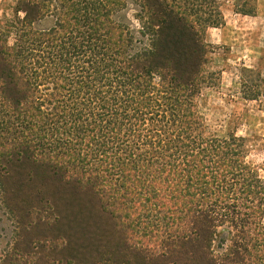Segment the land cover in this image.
<instances>
[{
    "label": "trees",
    "instance_id": "trees-1",
    "mask_svg": "<svg viewBox=\"0 0 264 264\" xmlns=\"http://www.w3.org/2000/svg\"><path fill=\"white\" fill-rule=\"evenodd\" d=\"M11 1L0 264H264V180L245 140L212 132L199 108L218 2ZM251 76L242 98L264 109Z\"/></svg>",
    "mask_w": 264,
    "mask_h": 264
},
{
    "label": "rangeland",
    "instance_id": "rangeland-1",
    "mask_svg": "<svg viewBox=\"0 0 264 264\" xmlns=\"http://www.w3.org/2000/svg\"><path fill=\"white\" fill-rule=\"evenodd\" d=\"M216 1L222 23L203 34L209 55L202 68L206 83L199 91L200 112L212 132L220 136L234 133L245 140L247 161L259 168L264 180V109L260 102L242 98V83L248 76L255 78L258 73L264 78V0ZM242 4H245L243 8ZM12 6L11 0H0V22L11 20ZM240 10L244 12H238ZM127 14L135 23L134 13L128 11ZM52 25V18H49L38 28ZM12 232L13 227L0 205V253L7 249Z\"/></svg>",
    "mask_w": 264,
    "mask_h": 264
}]
</instances>
